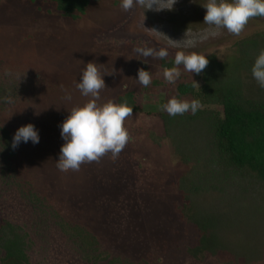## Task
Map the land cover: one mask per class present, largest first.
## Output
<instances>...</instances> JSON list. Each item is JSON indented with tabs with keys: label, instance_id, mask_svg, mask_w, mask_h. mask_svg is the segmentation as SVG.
I'll return each instance as SVG.
<instances>
[{
	"label": "rangeland",
	"instance_id": "rangeland-1",
	"mask_svg": "<svg viewBox=\"0 0 264 264\" xmlns=\"http://www.w3.org/2000/svg\"><path fill=\"white\" fill-rule=\"evenodd\" d=\"M185 1L196 16L204 17V4ZM120 5L121 0H91L74 20L58 15L48 0H0V82L11 100L5 99L0 108V128L7 129L11 146L16 131L27 124L39 135V143L12 146L7 159L0 154V224L30 228L25 229L30 264H86L51 225L32 227L31 206L5 178L9 162L16 178L28 184L22 189H31L63 221L90 232L100 250L127 264H241L227 254L198 263L187 254L196 232L180 218L176 188L186 167L165 137L160 113L170 97H177V84L196 79L180 65V77L169 84L161 59L145 58L137 49H165V61L175 59L177 51H194L224 62L234 57L236 41L264 31V17L250 19L239 35L221 29L220 35L210 34L186 49L147 31L141 21L158 32L168 26L174 34L191 32L195 22L176 21L179 12L166 18L157 4L150 9L137 4L128 11ZM88 62L98 64L104 74L106 87L98 104L118 103L132 94L137 111L124 125L130 140L115 159L108 153L99 162L83 163L78 171H61L56 165L65 143L60 126L74 106L91 99L77 88ZM140 68L152 75L147 87L136 80ZM257 264H264V258Z\"/></svg>",
	"mask_w": 264,
	"mask_h": 264
},
{
	"label": "trees",
	"instance_id": "trees-1",
	"mask_svg": "<svg viewBox=\"0 0 264 264\" xmlns=\"http://www.w3.org/2000/svg\"><path fill=\"white\" fill-rule=\"evenodd\" d=\"M48 1L58 15L75 20L91 0ZM232 48L233 58L219 62L207 56L209 63L200 74L194 73L196 80L177 84L178 99L200 102L195 114L160 113L165 137L186 167L176 179L178 213L195 229L196 240L186 250L197 263L220 254L241 264H257L264 258V88L251 71L264 49V31L239 39ZM161 64L175 66L174 59H161ZM4 87L0 82V108L7 96ZM124 101L137 111L131 93L118 98V103ZM0 154L6 159L12 154L5 128H0ZM8 164L5 178L31 206L32 227L51 225L79 262L127 264L100 250L90 232L63 221L31 189H22L28 184L21 183ZM25 229L30 230L8 221L0 224V264H30Z\"/></svg>",
	"mask_w": 264,
	"mask_h": 264
},
{
	"label": "clouds",
	"instance_id": "clouds-1",
	"mask_svg": "<svg viewBox=\"0 0 264 264\" xmlns=\"http://www.w3.org/2000/svg\"><path fill=\"white\" fill-rule=\"evenodd\" d=\"M175 3L176 0H121L120 6L124 11H128L137 4L146 9H150L153 4H158L157 10H172ZM203 7L206 9L204 23L211 26L213 36L220 35L221 29H226L230 34L239 35L250 19L264 17V0H207ZM143 21L144 19L141 21V26L144 29L163 35L155 29L145 28ZM169 40L173 46H179L180 41ZM137 52L145 58L153 57L154 59H164L168 55L165 49L156 51L141 48L137 49ZM208 63L207 57L203 54L194 51H177L174 59L175 66L164 68L163 77L169 84H175L181 75L180 65H183L184 70L189 73L200 74ZM251 71L259 86L264 88V49L260 50ZM103 76L95 62H88L81 74L77 88L82 95L91 99L82 106H74L70 115L60 126L65 143L61 146L56 165L61 171H78L83 163L99 162L108 153H111L112 158L115 159L130 140L129 132L124 125L125 121L132 117L133 108L127 101L115 103L108 100L102 105L97 103L100 92L106 87ZM136 80L141 86L147 87L152 82V75L150 71L140 68ZM70 98L69 96L68 99ZM5 99L11 102L10 98ZM199 108L198 100H182L176 96L170 97L168 102L162 105V110L170 116L183 115L189 111L195 114ZM29 140L34 144L39 143L38 132L32 124L22 126L16 131L12 146L15 148L21 141L27 143Z\"/></svg>",
	"mask_w": 264,
	"mask_h": 264
},
{
	"label": "flooded vegetation",
	"instance_id": "flooded-vegetation-1",
	"mask_svg": "<svg viewBox=\"0 0 264 264\" xmlns=\"http://www.w3.org/2000/svg\"><path fill=\"white\" fill-rule=\"evenodd\" d=\"M189 1H191L192 5L194 6L198 2L201 4H205L207 2V0H189ZM188 5H189L188 2H186L185 0H176V3L173 5L172 10L162 9L160 11L167 12L166 13L167 15H165L166 18L172 16L173 14L175 15L176 12H179V14L174 16V18H176L175 20L179 21L178 19H185L187 23H189L190 21H192L193 23L195 22V24H193L194 30H191V32L189 33L174 34L168 26H164V30H162L163 28L159 29V32L165 35L166 37H168L169 39H172L174 41H180L179 46L186 49H190L194 47L197 42H200L202 39L207 38L212 31L211 26L204 23V17L196 16L194 14L195 10H193V8L191 9ZM189 12H191L190 15L193 14L192 17H188L189 15L187 16ZM205 13H206V9L202 15L205 16ZM162 23L167 25V21L165 20H163ZM165 36L164 38L166 39V41L172 44V42Z\"/></svg>",
	"mask_w": 264,
	"mask_h": 264
}]
</instances>
